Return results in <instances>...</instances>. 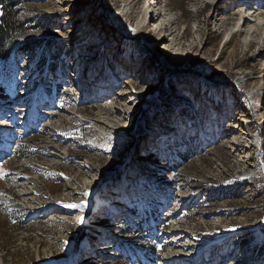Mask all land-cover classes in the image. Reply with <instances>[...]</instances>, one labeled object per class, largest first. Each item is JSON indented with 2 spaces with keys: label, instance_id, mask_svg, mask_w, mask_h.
I'll return each instance as SVG.
<instances>
[{
  "label": "rangeland",
  "instance_id": "1",
  "mask_svg": "<svg viewBox=\"0 0 264 264\" xmlns=\"http://www.w3.org/2000/svg\"><path fill=\"white\" fill-rule=\"evenodd\" d=\"M11 2L0 264H264V0Z\"/></svg>",
  "mask_w": 264,
  "mask_h": 264
},
{
  "label": "trees",
  "instance_id": "2",
  "mask_svg": "<svg viewBox=\"0 0 264 264\" xmlns=\"http://www.w3.org/2000/svg\"><path fill=\"white\" fill-rule=\"evenodd\" d=\"M11 1L0 0V59L8 58L17 49V45L29 50L32 55L40 45L38 36L26 35L27 21L18 13L17 3ZM47 45H51L50 42Z\"/></svg>",
  "mask_w": 264,
  "mask_h": 264
},
{
  "label": "bare ground",
  "instance_id": "3",
  "mask_svg": "<svg viewBox=\"0 0 264 264\" xmlns=\"http://www.w3.org/2000/svg\"><path fill=\"white\" fill-rule=\"evenodd\" d=\"M154 3H156V4H155L156 6L158 5V4H157L158 1H155ZM205 5H206V4H205ZM158 14H159V12H158ZM152 19H153V18H152ZM152 21H153V20H152ZM151 23H152V22H151ZM151 23L149 24V26L152 25ZM151 27H152V26H151ZM239 33H241V31H240ZM107 108H109V107H107ZM107 114H108V115H111V114H112V113H111V109H107Z\"/></svg>",
  "mask_w": 264,
  "mask_h": 264
},
{
  "label": "snow or ice",
  "instance_id": "4",
  "mask_svg": "<svg viewBox=\"0 0 264 264\" xmlns=\"http://www.w3.org/2000/svg\"><path fill=\"white\" fill-rule=\"evenodd\" d=\"M85 195H87V193H85ZM70 207H79L81 210H83V205H70Z\"/></svg>",
  "mask_w": 264,
  "mask_h": 264
}]
</instances>
